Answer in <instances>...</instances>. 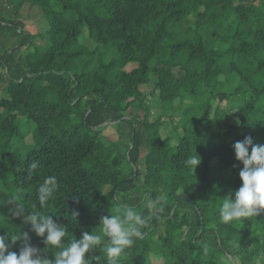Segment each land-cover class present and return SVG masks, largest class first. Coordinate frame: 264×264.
<instances>
[{"label": "trees", "instance_id": "16d2710c", "mask_svg": "<svg viewBox=\"0 0 264 264\" xmlns=\"http://www.w3.org/2000/svg\"><path fill=\"white\" fill-rule=\"evenodd\" d=\"M24 4L40 11L44 31L30 34L17 22ZM0 5L8 10L0 11V182L8 192L0 188V235L10 251L25 243L46 249L13 215L16 205L51 215L67 228V243L85 231L102 235L100 217L127 204L146 223L117 264H222L218 251L224 264H264V212L219 219L223 198L241 185L232 145L248 136L264 144V0ZM219 31L230 33L218 37L221 43L232 42L223 53L212 45ZM227 54L235 56L229 64ZM241 61L255 64L244 68ZM128 64L136 67L127 72ZM232 74L239 86L228 93ZM148 85L150 93L143 92ZM216 100L227 107L212 109ZM19 117L36 126L32 144L21 134L22 154L8 152ZM117 124L123 144L103 141L101 133ZM195 153L201 163L193 170L185 161ZM48 176L57 184L41 205L37 189ZM161 194L163 211L153 214L145 204ZM58 251L49 247L44 255L54 259ZM86 259L108 264L100 247Z\"/></svg>", "mask_w": 264, "mask_h": 264}, {"label": "clouds", "instance_id": "9594fccd", "mask_svg": "<svg viewBox=\"0 0 264 264\" xmlns=\"http://www.w3.org/2000/svg\"><path fill=\"white\" fill-rule=\"evenodd\" d=\"M233 151L237 162L242 164L239 171L240 187L223 198L219 210V219L224 223L234 220L258 216L264 212V144L254 143L252 137H245L235 142ZM186 165L193 170L201 163V158L189 156ZM37 167L36 164L31 165ZM57 184L55 176H48L38 187V199L41 205L45 204L53 195ZM164 195L148 200L145 207L156 214L163 211L158 207ZM13 215L22 216L26 224L31 225V230L42 237L46 249L57 248L59 251L54 259L44 255L45 250L25 243L19 252L9 250L8 237L0 235V264H89L86 254L100 247L106 255L108 264H117L118 258L130 248L134 240L142 235L140 228L146 221L135 208L124 204L115 209L114 213L102 215L98 225L101 234L83 232L79 239L74 238L65 243L68 230L57 223L51 215L40 212H26L20 205H16ZM102 237L105 238L102 243ZM21 239L14 236L12 242ZM23 239L28 240V234H23Z\"/></svg>", "mask_w": 264, "mask_h": 264}, {"label": "rangeland", "instance_id": "374dc122", "mask_svg": "<svg viewBox=\"0 0 264 264\" xmlns=\"http://www.w3.org/2000/svg\"><path fill=\"white\" fill-rule=\"evenodd\" d=\"M0 11L1 12H5L7 13L8 10L6 8H4V6H1L0 5ZM17 22L19 24H21L23 26V30L30 33V34H35V33H38V32H42L44 31L47 27H46V23L45 21L43 20V17L40 13V11L36 8V7H32L28 4H24V6L22 7L21 11H20V17L17 18ZM84 35H86L85 33V30L83 32ZM225 35H230V33H227V31H219L218 33L216 32V41L214 43H212V45L214 46V48L216 50H219L220 52H225L227 50H230L231 49V46H232V42H227V43H221L219 40H218V37L219 36H225ZM211 39V38H210ZM84 43V45L88 46L89 48H93L94 47V44H92V42L85 37V39L82 41ZM235 56H231L230 54H227L224 56L223 60L225 62H227V64H229L230 62L233 61ZM255 62H252V64L249 62V61H241L239 63V65H243L244 68H247L249 67L250 65H254ZM134 67H136L135 64H128L125 68V70L127 72L131 71ZM229 79H231L229 77ZM220 80H224L222 79V77L220 78ZM151 85H148V86H143L141 87V90L145 93H150L151 91ZM239 86V79L237 77H235L233 74H232V79L230 81L229 84H227L223 90H225L226 92L228 93H231L233 91L234 88L238 87ZM212 109L219 106L221 108H226L227 107V101H219V100H216V101H213L212 103ZM132 114H135V113H138V109L137 108H131L129 110ZM159 113V109H156L154 108L153 109V112H152V117L154 118L155 116H157V114ZM209 118H212V115L209 116ZM175 119H179V115L176 114L175 116ZM227 120L229 122H233V118L228 116L227 117ZM18 123H19V133L18 135L14 136L13 139L10 141V145L9 146V149H8V152H13V153H24L25 152V148L23 147L21 141H20V136L21 134L25 135V144L26 145H29V144H32L33 140H32V133L34 132V129L36 128L35 124L33 121H30L28 119H26L25 117H19L18 118ZM120 127H123L121 124H117V125H114V126H110L107 127L106 131H104L105 133H101V136H103L105 134V138L103 136L102 140H109V141H115V142H119V144H123V142L119 141L118 139V129ZM118 133V134H117ZM167 133L166 131L165 132H161L162 136H165L164 134ZM145 134V132H143V135ZM105 141V143L107 144V142ZM175 142L173 141V144ZM146 152V148L145 149H142L141 150V157L145 154ZM2 156H5V153L2 154ZM216 164V163H214ZM6 180H5V183L3 182H0V188L1 190L4 189V194L6 193ZM4 185V186H3ZM8 193V192H7ZM7 193H6V196H7ZM215 255L221 259L222 261V264H224V257L221 255V253L218 251L215 253ZM163 260H157V259H152V262L154 264H160L162 263ZM220 261V260H219Z\"/></svg>", "mask_w": 264, "mask_h": 264}]
</instances>
